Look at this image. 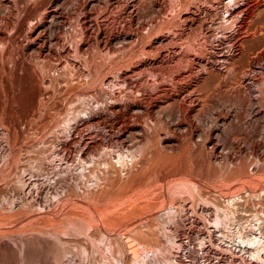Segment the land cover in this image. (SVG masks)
<instances>
[{
	"label": "rangeland",
	"instance_id": "374dc122",
	"mask_svg": "<svg viewBox=\"0 0 264 264\" xmlns=\"http://www.w3.org/2000/svg\"><path fill=\"white\" fill-rule=\"evenodd\" d=\"M187 1L0 0V264H264V0Z\"/></svg>",
	"mask_w": 264,
	"mask_h": 264
},
{
	"label": "bare ground",
	"instance_id": "6f19581e",
	"mask_svg": "<svg viewBox=\"0 0 264 264\" xmlns=\"http://www.w3.org/2000/svg\"><path fill=\"white\" fill-rule=\"evenodd\" d=\"M36 1H37V0H36ZM183 1L186 2V0H183ZM190 1H191V0H190ZM190 1H187V2L189 3ZM195 1L197 2V1H199V0H194V2H195ZM219 1H220V0H219ZM227 1H228V0H227ZM259 1H260V0H258V2H259ZM256 2H257V1H256ZM205 3H206V2H205ZM7 4H8V3H7ZM183 4H184V2H183ZM222 4H223V3H222ZM234 4H235V3H234ZM260 4H262V1H261ZM181 5H182V4H181ZM186 5H187V4H186ZM190 5H192V4H190ZM204 5H205V4H204ZM229 5H230V4H229ZM255 5H256V7H257V4H256V3H255ZM255 5H254V6H255ZM248 6H249V5H248ZM50 7H51V6H50ZM55 7H56V6H55ZM196 7H197V5H196ZM214 7H215V6H214ZM216 7H217V6H216ZM249 7H251V6H249ZM11 8H12V7H10L9 10H10ZM178 8H179V6H178ZM178 8H177V9H178ZM190 8H191V7H190ZM198 8H199V7H198ZM242 8H243V7H242ZM247 8H248V7H247ZM251 8H253V6H252ZM254 8H255V7H254ZM175 9H176V8H175ZM188 9H189V8H188ZM191 9H192V8H191ZM194 9H196V8L194 7ZM194 9H192V10H194ZM200 9H201V8H200ZM233 10H234V9H233ZM233 10H231V11H233ZM238 10H239V9H238ZM238 10H237V11H238ZM243 10H244V9H243ZM11 11H12V10H11ZM11 11H10V12H11ZM194 11H195V10H194ZM197 11H198V9H197ZM197 11H196V12H197ZM231 11H230V12H231ZM235 11H236V10H235ZM13 12H14V11H13ZM185 12H186V11H185ZM188 12H189V10H188ZM188 12H187V13H188ZM198 12H199V11H198ZM200 12H202V11H200ZM253 12H254V11H253ZM8 13H9V12H8ZM8 13H7V14H8ZM235 13H237V12H235ZM235 13H234V14H235ZM245 13H246V12H245ZM250 13H251V12H250ZM254 13H255V12H254ZM254 13H253V14H254ZM10 14H11V13H10ZM10 14H9V15H10ZM196 14H197V13H196ZM251 15H252V14H251ZM183 16H184V15H183ZM187 16H188V15H186V17H187ZM190 16H191V15H190ZM230 16H231V15H230ZM232 16H234V15L232 14ZM246 16H247V15H246ZM3 17H4V16H3ZM168 17H169V16H168ZM192 17H194V16H192ZM234 17H235V16H234ZM250 17H251V16H250ZM250 17H249V18H250ZM10 18H11V17H10ZM184 18H185V16H184ZM184 18H182V20H183ZM195 18H196V17H195ZM195 18H194V20H195ZM188 19H189V17H188L187 19H185V20H188ZM191 19H192V18H191ZM196 19H198V18H196ZM235 19H236V18H235ZM235 19H233V20L235 21ZM246 19H247V18H246ZM11 20H12V19H10L9 21H11ZM6 21H7V20H6ZM12 21H13V20H12ZM158 21H159V20H158ZM167 21H168V20H167ZM209 21H210V20H209ZM13 22H14V21H13ZM205 22H206V21H205ZM168 23H170V22H168ZM185 23H186V22H185ZM199 23H200V22H199ZM203 23H204V22H203ZM7 24H10V23L8 22ZM170 24H171V23H170ZM180 24H181V23H180ZM192 24H193V23H192ZM210 24H211V23H210ZM210 24H209V25H210ZM156 25H157V24H156ZM159 25H160V23H159ZM181 25H182V24H181ZM184 25H185V24H184ZM187 25H188V24H187ZM260 25H261V24H260ZM11 26H12V25H11ZM11 26H10V27H11ZM170 26H171V25H170ZM173 26H174V25H173ZM32 27H33V26H32ZM212 27H213V26H212ZM205 28H206V27H205ZM166 29H167V28H166ZM191 29H192V28H191ZM203 29H204V28H203ZM170 30H171V29H170ZM256 30H257V29H256ZM161 31H162V30H161ZM167 31H168V30H167ZM198 31H199V30H198ZM201 31H202V30H201ZM206 31H207V30H206ZM163 32H164V31H163ZM168 32H169V31H168ZM168 32H167V33H168ZM2 33H3V32H2ZM180 33H181V32H180ZM162 34H164V33H162ZM162 34H161V35H162ZM165 34H166V33H165ZM181 34H184V33H181ZM185 34H186V33H185ZM250 34H251V33H250ZM252 34H253V33H252ZM2 35H3V34H2ZM36 35H37V34H36ZM36 35H35V37H36ZM173 35H174V32H173ZM206 35H207V34H206ZM244 35H245V33H244ZM244 35H243V36H244ZM0 36H1V35H0ZM158 36H159V35H158ZM165 36H167V34H166ZM165 36H164V37H165ZM168 36H170V35H168ZM177 36H178V35H177ZM184 36H185V35H184ZM201 36H202V35H201ZM171 37H172V35H171ZM180 37H181V36H180ZM239 37H240V36H239ZM251 37L253 38V36H251ZM162 38H163V37H162ZM172 38H173V37H172ZM3 39H4V37H3ZM164 39H165V38H164ZM176 39H177V38H176ZM1 40H2V37H1ZM7 40H8V39H7ZM167 40H168V39H167ZM171 40H173V39H171ZM174 40H175V38H174ZM5 41H6V39H5ZM8 41H9V40H8ZM157 41H158V40H157ZM168 41H169V40H168ZM3 42H4V41H3ZM3 42H2V43H3ZM39 42H40V41H39ZM164 42H165V41H164ZM180 42H181V41H180ZM243 42H244V41H243ZM243 42H242V43H243ZM5 43H7V42H5ZM197 43H198V42H197ZM155 44H156V43H155ZM158 44H159V43H158ZM182 44H183V43H182ZM182 44H181V45H182ZM189 44H190V43H189ZM216 44H217V43H216ZM238 44H239V43H238ZM240 44H241V43H240ZM245 44H246V43H245ZM5 45H6V44H4V46H5ZM36 45H38V44H36ZM161 45H162V44L160 43V46H161ZM190 45H191V44H190ZM192 45H193V44H192ZM204 45H205V44H204ZM242 45H243V44H242ZM242 45H241V46H242ZM4 46H3V47H4ZM41 46H42V44H41ZM164 46H165V45H164ZM164 46L162 45L163 48H164ZM245 46H246V45H245ZM35 47H36V46H35ZM153 47H154V45H153ZM155 47H156V46H155ZM157 47H159V46H157ZM162 47H161V48H162ZM165 47H167V46H165ZM197 47H198V46H197ZM210 47H211V46H210ZM41 48H42V47H41ZM159 48H160V47H159ZM176 48H177V47H176ZM194 48H195V46H194ZM211 48H212V47H211ZM238 48H239V46H238ZM238 48H237V49H238ZM1 49H2V48H1ZM39 49H40V48H39ZM166 49H167V48H166ZM196 49H197V48H196ZM198 49H199V48H198ZM235 49H236V48H235ZM241 49H243V48H241ZM161 50H162V49H161ZM164 50H165V49H164ZM204 50H205V49H204ZM209 50H210V49H209ZM209 50H208V51H209ZM213 50H214V49H213ZM213 50H212V51H213ZM246 50H247V49H246ZM8 51H9V50H8ZM156 51H157V50H156ZM173 51H174V50H172V52H173ZM185 51H186V50H185ZM188 51H189V49H188ZM238 51H239V50H238ZM238 51H237V52H238ZM240 51H241V50H240ZM249 51H250V50H249ZM157 52H158V51H157ZM176 52H177V51H176ZM250 52H252V50H251ZM9 53H10V52H9ZM149 53H150V52H149ZM211 53H212V52H211ZM238 53H239V52H238ZM247 53H248V52H247ZM163 54H164V53H163ZM165 54H166V53H165ZM172 54H173V53H172ZM187 54H188V53H187ZM1 55H2V54H1ZM182 55H183V53H182ZM6 56H7V55H6ZM188 56H189V55H188ZM197 56H198V55H197ZM224 57H225V56H224ZM186 58H187V57H186ZM204 58H205V57H204ZM227 58H228V57H227ZM250 58H251V56H250ZM165 59H166V57H165ZM192 59H193V61L195 60L194 58H192ZM192 59H191V60H192ZM198 59H199V58H198ZM248 59H249V57H248ZM252 59H253V57H252ZM252 59H250V60H252ZM172 60H173V59H172ZM224 60H225V58H224ZM226 60H227V59H226ZM189 61H190V60H189ZM253 61H255V60H253ZM182 62H184V61H182ZM191 62H192V61H191ZM224 62H225V61H224ZM167 63H168V62H167ZM233 63H234V62H233ZM159 64H160V63H159ZM183 64H184V63H183ZM186 64H187V63H186ZM191 64H194V62L191 63ZM234 64H235V63H234ZM234 64H232V65H234ZM162 65H163V64H162ZM175 65H176V64H175ZM212 65H213V64H212ZM249 65L251 66V61H250ZM222 66H223V65H222ZM235 66H236V65H235ZM239 67H240V66H239ZM158 68H159V67H158ZM232 68H233V67H232ZM175 69H176V68H175ZM233 69H234V68H233ZM162 70H163V69H162ZM168 70H170V69H168ZM182 70H183V69H182ZM230 70H231V69H230ZM230 70H229V71H230ZM206 71L209 72V69L206 70ZM231 71H234V70H231ZM244 71H245V70H244ZM244 71H243V73H244ZM177 72H178V71H177ZM180 72H181V71H180ZM234 72H237V70L234 71ZM245 72H246V71H245ZM243 73H242V74H243ZM128 74H129V73H128ZM130 74H131V73H130ZM191 75H192V74H191ZM227 75H228V74H227ZM227 75H226V76H227ZM173 76H174V75H173ZM180 76H181V75H180ZM245 76H246V75H245ZM131 77H132V76H131ZM222 77H223V76H222ZM184 78H185V77H184ZM241 78H242V77H241ZM178 79H179V78H178ZM244 79H245V78H244ZM235 80H236V79H235ZM229 81H230V80H229ZM222 82H224V81H222ZM236 82H237V81H236ZM240 82H241V81H240ZM162 84H163V83H162ZM178 84H179V83H178ZM190 84H191V82H190ZM190 84H189V86H190ZM245 84H246V83H245ZM263 84H264V82H263ZM215 85H216V84H215ZM219 85H220V84H219ZM230 85H231V84H230ZM183 86H184V85H183ZM197 86H198V84H197ZM242 86H243V85H242ZM175 87H176V86H175ZM194 87H196V86H194ZM216 87H218V86H216ZM219 87H220V86H219ZM245 87H246V86H245ZM242 88H243V87H242ZM159 93H160V92H159ZM171 93H172V92H171ZM250 93H251V92H250ZM179 94H180V93H179ZM168 95H170V94H168ZM185 95H186V94H185ZM262 95H263V94H262ZM263 97H264V96H263ZM260 98H261V97H260ZM160 100H161V99H160ZM249 100H250V99H249ZM248 240H249L250 242H252L253 244H254V243H257V244H255L254 246H256V252L259 254L260 250H261L263 247H260V245H258V242H256V241H257V235L253 236V238H252V237H249ZM131 241H132V240H131ZM131 241H130V242H131ZM128 242H129V241H128ZM259 242H260V240H259ZM126 243H127V242H126ZM248 243H249V242H248ZM260 243H261V242H260ZM129 245L132 246V243H129ZM130 246H128V247H130ZM252 246H253V245H252ZM178 255H179V254H178ZM174 257H175V256H174ZM260 257H261V255H260ZM168 260H169V259H168ZM137 262H138V261H137ZM140 264H141V263H140ZM149 264H150V263H149ZM180 264H181V263H180ZM184 264H185V263H184Z\"/></svg>",
	"mask_w": 264,
	"mask_h": 264
},
{
	"label": "built area",
	"instance_id": "2783aa9c",
	"mask_svg": "<svg viewBox=\"0 0 264 264\" xmlns=\"http://www.w3.org/2000/svg\"><path fill=\"white\" fill-rule=\"evenodd\" d=\"M205 264H211L210 262H206Z\"/></svg>",
	"mask_w": 264,
	"mask_h": 264
}]
</instances>
